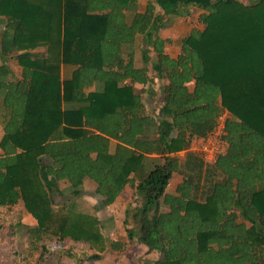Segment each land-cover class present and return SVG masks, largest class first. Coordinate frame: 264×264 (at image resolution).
Listing matches in <instances>:
<instances>
[{
  "label": "trees",
  "instance_id": "1",
  "mask_svg": "<svg viewBox=\"0 0 264 264\" xmlns=\"http://www.w3.org/2000/svg\"><path fill=\"white\" fill-rule=\"evenodd\" d=\"M136 1L0 0L10 31L0 57L16 53L22 69L14 78L0 65V207L21 202L35 242L86 244L96 254L85 260L98 262L121 245L72 201L86 180L103 208L129 185L126 239L154 255L152 264H264V0H153L126 23L121 12ZM190 8L204 28L171 58L163 18ZM137 35L146 47L139 68ZM155 79L163 85L153 115L133 84ZM224 112L227 148L213 163L173 156L212 133ZM149 128L155 140L142 138ZM175 173L182 181L170 194ZM40 248L35 264H46L52 254ZM10 263L29 264L16 251Z\"/></svg>",
  "mask_w": 264,
  "mask_h": 264
},
{
  "label": "rangeland",
  "instance_id": "2",
  "mask_svg": "<svg viewBox=\"0 0 264 264\" xmlns=\"http://www.w3.org/2000/svg\"><path fill=\"white\" fill-rule=\"evenodd\" d=\"M245 2V1H244ZM191 23V22H190ZM190 23H180L177 26H185ZM141 42V41H140ZM178 51L176 46L170 47V53L175 54ZM139 55V52H138ZM151 60H154V55H151ZM141 64V56L138 57ZM163 82L157 80L153 82L150 96L153 97L155 104L159 105L160 96L156 95L160 91ZM192 88V86H190ZM143 91V90H142ZM139 92V91H138ZM144 92V91H143ZM146 100V98H145ZM227 117L229 116L226 112ZM226 117V118H227ZM2 117L0 113V137L2 134ZM156 135L154 129L149 131V138ZM181 175L175 173L171 177L170 189L181 179ZM67 183L60 182V189L65 190ZM68 197L56 198V207H60L63 202H67ZM99 198L94 194L93 184L85 181L83 184V193L72 203L76 205V209L87 214L95 215L101 222L102 232L110 242H117L121 246L120 250H112L106 248L101 253V259L98 262H88L85 256L96 254L88 245L82 243H74L68 239L58 242L57 238L47 235L41 242H35L31 237L29 229L36 225V222L23 209L21 202L14 207H0V264H11L13 251L24 255L29 264H35V260L41 251L40 246L43 245L52 256L49 257L46 264H152L155 256L147 254L143 246L129 243L124 232L123 220L124 211L128 205L134 206V197L131 196L129 189L121 192L116 198L113 205L101 207L98 204ZM163 210H166L163 208ZM77 259H80L77 260Z\"/></svg>",
  "mask_w": 264,
  "mask_h": 264
},
{
  "label": "crops",
  "instance_id": "3",
  "mask_svg": "<svg viewBox=\"0 0 264 264\" xmlns=\"http://www.w3.org/2000/svg\"><path fill=\"white\" fill-rule=\"evenodd\" d=\"M98 1L99 5L101 4H110L112 2H114V0H96ZM121 2L125 1L128 2V0H120ZM147 1H153V0H139L136 1L134 4L129 5L126 9L122 10V14L125 17V22L129 23L131 21V19L133 18V16L135 14H141L144 12L145 7H146V3ZM130 4V3H128ZM103 7V6H102ZM108 10H110V8L108 7L107 9L105 8V11L108 12ZM104 12V13H106ZM156 14H162L161 10L159 9V7L156 6L155 9ZM202 12L199 10H194V8H190L188 9V15L187 16H165L163 18V23H164V28H162L159 32V36L161 39L165 40L166 43L164 45V52L170 56L171 58H175L179 52H180V47H179V41H181L183 38L187 37L190 33H192V31L196 30V31H202L203 30V25L199 22V16ZM190 23L188 25L185 26H177L178 24H186V23ZM10 33L8 27H7V22L6 20L0 16V47H1V42L3 40V37L5 34ZM141 41V42H140ZM176 46L178 48V51L175 54H171L170 51V47L172 46ZM146 50V47L143 45L142 42V37L140 35H137L134 41V45H133V51H134V65L135 67H141L142 66V61L141 64H139V59L138 57L141 56L142 52ZM41 51V50H40ZM139 52V55H138ZM151 55H153V53L151 52L149 54V57H151ZM1 56V55H0ZM16 53L12 54V55H7V56H2L0 57V65L2 64V62L8 67V69L10 70V72L12 73V77L14 78H19L21 76V72L22 69L20 68V66L18 65L16 59H15ZM151 61V58H150ZM70 73V70L67 68H62L61 70V76L62 78L68 77ZM157 80L155 79L154 82H156ZM130 83V82H129ZM153 85V84H152ZM152 85H148L151 86ZM190 86H192V84H189L188 87L190 88ZM133 88L135 89L136 92H140L141 90H144V92H141V101L143 103V106L145 108V111L147 113L153 114L155 115L158 111L159 105L155 104L154 100L152 101V98L154 99V95L152 93V97L150 96L151 90H149V87H142L138 84H133ZM92 89V88H91ZM90 89V90H91ZM192 89V88H190ZM156 95L159 97L160 96V91L156 93ZM146 98V100H145ZM160 98V97H159ZM151 129L154 128H149L145 131L144 136L142 137L143 139L146 140H155L157 138V133L156 130L154 129L156 135H154V137L149 138L148 134L149 131ZM3 134V133H2ZM1 134V137H2ZM0 137V140H1ZM111 151H113L114 146L116 145L115 141H111ZM194 153V151H192L190 148L187 150H183L180 151L178 153L173 154V156L178 157L180 160L184 161L185 156L188 153ZM88 181V180H86ZM170 181L168 183V186L166 188V192L173 194L176 190V187L181 183L182 178L176 183V185L170 189ZM63 182V181H62ZM91 182V181H89ZM93 184V188L95 189V184L93 182H91ZM60 186V184H59ZM68 186V184H67ZM66 187V186H65ZM129 189L131 192V196H133L134 194V190L129 187V185H126L124 190ZM122 191V193H123ZM114 204V203H113ZM112 204V205H113Z\"/></svg>",
  "mask_w": 264,
  "mask_h": 264
},
{
  "label": "built area",
  "instance_id": "4",
  "mask_svg": "<svg viewBox=\"0 0 264 264\" xmlns=\"http://www.w3.org/2000/svg\"><path fill=\"white\" fill-rule=\"evenodd\" d=\"M226 117V112H224L212 133L206 138L193 141L189 146L206 163H213L219 155L226 151L227 144L223 139Z\"/></svg>",
  "mask_w": 264,
  "mask_h": 264
}]
</instances>
